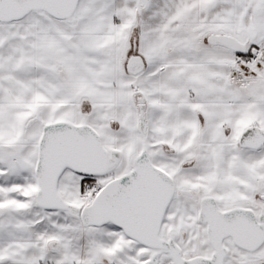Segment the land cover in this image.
I'll return each mask as SVG.
<instances>
[{"label":"snow or ice","instance_id":"6c2138e0","mask_svg":"<svg viewBox=\"0 0 264 264\" xmlns=\"http://www.w3.org/2000/svg\"><path fill=\"white\" fill-rule=\"evenodd\" d=\"M0 264H264V0H0Z\"/></svg>","mask_w":264,"mask_h":264}]
</instances>
